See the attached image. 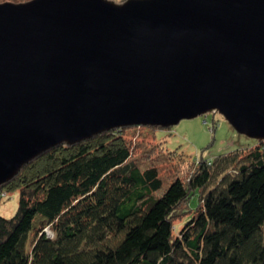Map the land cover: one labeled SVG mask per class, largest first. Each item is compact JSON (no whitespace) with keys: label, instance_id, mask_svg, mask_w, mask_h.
I'll return each instance as SVG.
<instances>
[{"label":"water","instance_id":"95a60500","mask_svg":"<svg viewBox=\"0 0 264 264\" xmlns=\"http://www.w3.org/2000/svg\"><path fill=\"white\" fill-rule=\"evenodd\" d=\"M207 112L264 139V0L0 2V184L53 146Z\"/></svg>","mask_w":264,"mask_h":264},{"label":"trees","instance_id":"16d2710c","mask_svg":"<svg viewBox=\"0 0 264 264\" xmlns=\"http://www.w3.org/2000/svg\"><path fill=\"white\" fill-rule=\"evenodd\" d=\"M161 128L53 146L0 184L18 199L0 215V264H264V139L182 177L158 144L127 139Z\"/></svg>","mask_w":264,"mask_h":264},{"label":"rangeland","instance_id":"374dc122","mask_svg":"<svg viewBox=\"0 0 264 264\" xmlns=\"http://www.w3.org/2000/svg\"><path fill=\"white\" fill-rule=\"evenodd\" d=\"M137 130L140 133L136 134L135 138L128 135L127 139L131 138L134 143L144 142L145 146L158 144L156 151L162 152V156L165 157L161 161V168H164L167 175L179 171L182 177L188 175L190 169L193 168V161L197 162L200 156L211 158L223 152L250 148L256 144V140L235 131L217 112H207L194 118L182 119L171 127L155 130L156 135L149 130ZM142 133H145L146 136L140 135ZM135 151L141 150L137 148ZM167 159H170L171 162ZM17 202V194L14 192L8 197L0 198V215L6 217L13 215L17 209ZM195 204L194 198L191 200V206Z\"/></svg>","mask_w":264,"mask_h":264}]
</instances>
